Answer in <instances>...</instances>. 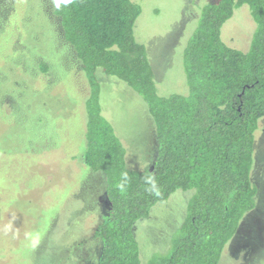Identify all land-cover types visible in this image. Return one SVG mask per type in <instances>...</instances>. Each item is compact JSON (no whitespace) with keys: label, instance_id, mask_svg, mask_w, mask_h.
I'll list each match as a JSON object with an SVG mask.
<instances>
[{"label":"rangeland","instance_id":"374dc122","mask_svg":"<svg viewBox=\"0 0 264 264\" xmlns=\"http://www.w3.org/2000/svg\"><path fill=\"white\" fill-rule=\"evenodd\" d=\"M209 1H138L135 38L159 96L188 93L182 53ZM255 29L243 5L221 38L245 52ZM56 30L49 0H0V264H98L101 255L94 233L107 208L106 182L81 160L87 85ZM43 62L48 73L40 70ZM96 77L102 115L125 149L127 167L152 169L155 124L146 102L118 78L100 69ZM254 136L258 211L224 250L228 264H264V118ZM193 192L177 190L135 223L142 264L167 247Z\"/></svg>","mask_w":264,"mask_h":264},{"label":"trees","instance_id":"16d2710c","mask_svg":"<svg viewBox=\"0 0 264 264\" xmlns=\"http://www.w3.org/2000/svg\"><path fill=\"white\" fill-rule=\"evenodd\" d=\"M138 1L49 0L56 33L70 45L87 85L81 160L106 182L107 208L94 233L102 245L98 264H142L134 225L177 190L194 191L185 218L145 264H228L224 250L258 211L251 171L264 118V0L204 3L182 53L188 93L167 97L159 96L146 49L135 38ZM243 5L256 24L245 52L221 38ZM99 69L146 102L155 124L152 169L127 167L125 149L101 112ZM40 70L48 73L47 64Z\"/></svg>","mask_w":264,"mask_h":264}]
</instances>
